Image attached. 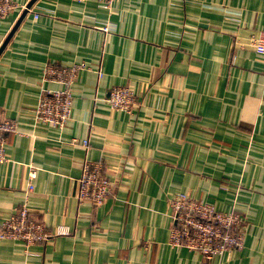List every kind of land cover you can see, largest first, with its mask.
<instances>
[{"label":"crops","instance_id":"obj_1","mask_svg":"<svg viewBox=\"0 0 264 264\" xmlns=\"http://www.w3.org/2000/svg\"><path fill=\"white\" fill-rule=\"evenodd\" d=\"M24 10L0 18V115L24 132L0 162V225L33 166L31 216L71 232L30 247L0 237V264H264V55L251 43L264 0H36L9 38ZM81 61L94 69L78 73L66 126L38 120L43 93L64 88L46 65ZM115 85L137 108L108 104ZM88 159L115 180L102 205L77 197ZM175 192L238 211L244 246L205 262L173 244Z\"/></svg>","mask_w":264,"mask_h":264},{"label":"built area","instance_id":"obj_2","mask_svg":"<svg viewBox=\"0 0 264 264\" xmlns=\"http://www.w3.org/2000/svg\"><path fill=\"white\" fill-rule=\"evenodd\" d=\"M99 2L103 7L111 9L115 0H99ZM18 8L22 6L16 0H0V18L7 17ZM31 10L32 7L29 11ZM34 15L38 18L40 13L35 12ZM105 31H108V27H105ZM251 43L257 53L264 55V30L253 34ZM84 69H94V67L86 61L74 62L68 66H60L56 63L46 65L45 79L61 82L64 88L43 93L37 107L38 120L59 129L66 126L71 115L72 87L78 73ZM97 72L99 77H103L104 72L101 67ZM106 101L115 110L131 111L139 105L137 94L129 85L113 86ZM23 133L18 120L0 115V162L6 158L10 135ZM83 144L88 147L89 139H84ZM105 170L106 165L102 161L88 159L84 162L78 183L77 197L80 203L102 205L112 195L115 180ZM36 173V169L32 166L28 174L23 205L6 217L0 225L1 238L23 240L27 247L47 242L53 236L68 235L71 232L70 228L64 225H58L55 230L50 231L43 221L30 217L28 199L35 188ZM169 200L172 218L175 220L171 231L173 244L185 245L200 253L205 262H212L216 255L244 246L246 223L245 218L238 211L219 210L212 201L199 199L187 192H175Z\"/></svg>","mask_w":264,"mask_h":264},{"label":"water","instance_id":"obj_3","mask_svg":"<svg viewBox=\"0 0 264 264\" xmlns=\"http://www.w3.org/2000/svg\"><path fill=\"white\" fill-rule=\"evenodd\" d=\"M35 1H36V0H31V1L26 5V8H25V10H24V12H23L21 18L18 20V22H17V24H16L14 30L11 32L9 38L13 35L15 29L18 27L19 23H20V22L22 21V19L25 17V15H26L27 12L29 11V9L33 6V4H34ZM9 38L6 40L5 44L7 43V41L9 40ZM5 44H4V45H5ZM3 47H4V46H2V48H1V50H0V53H1L2 49H3Z\"/></svg>","mask_w":264,"mask_h":264},{"label":"rangeland","instance_id":"obj_4","mask_svg":"<svg viewBox=\"0 0 264 264\" xmlns=\"http://www.w3.org/2000/svg\"><path fill=\"white\" fill-rule=\"evenodd\" d=\"M25 8H26V6H24V7L22 6V8H21V9H25Z\"/></svg>","mask_w":264,"mask_h":264},{"label":"trees","instance_id":"obj_5","mask_svg":"<svg viewBox=\"0 0 264 264\" xmlns=\"http://www.w3.org/2000/svg\"><path fill=\"white\" fill-rule=\"evenodd\" d=\"M30 217H32L31 214H30ZM32 218H33V217H32ZM33 219H34V220H37V219H35V218H33Z\"/></svg>","mask_w":264,"mask_h":264}]
</instances>
